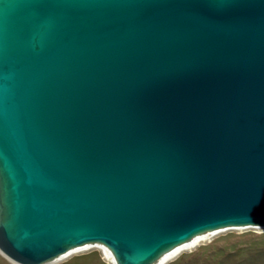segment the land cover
Returning a JSON list of instances; mask_svg holds the SVG:
<instances>
[{"label": "water", "instance_id": "95a60500", "mask_svg": "<svg viewBox=\"0 0 264 264\" xmlns=\"http://www.w3.org/2000/svg\"><path fill=\"white\" fill-rule=\"evenodd\" d=\"M264 229V0H0V254L157 264Z\"/></svg>", "mask_w": 264, "mask_h": 264}, {"label": "rangeland", "instance_id": "374dc122", "mask_svg": "<svg viewBox=\"0 0 264 264\" xmlns=\"http://www.w3.org/2000/svg\"><path fill=\"white\" fill-rule=\"evenodd\" d=\"M252 255H261L264 261V229H232L208 234L195 248L168 264H238ZM0 264L13 263L0 254ZM52 264H114V261L103 247L97 246L74 251Z\"/></svg>", "mask_w": 264, "mask_h": 264}, {"label": "bare ground", "instance_id": "6f19581e", "mask_svg": "<svg viewBox=\"0 0 264 264\" xmlns=\"http://www.w3.org/2000/svg\"><path fill=\"white\" fill-rule=\"evenodd\" d=\"M207 235L208 234H205V235L193 240L192 242L187 243V244L177 248L176 250L170 252L169 254L165 255L157 264H168V263H170L171 261H173L177 257H179L183 252L189 251V250L195 248L200 243V241ZM105 252L109 255L108 251L105 250Z\"/></svg>", "mask_w": 264, "mask_h": 264}, {"label": "trees", "instance_id": "16d2710c", "mask_svg": "<svg viewBox=\"0 0 264 264\" xmlns=\"http://www.w3.org/2000/svg\"><path fill=\"white\" fill-rule=\"evenodd\" d=\"M261 260V255H252L249 256V258L247 257L245 259L239 260L238 264H259L260 262H263L264 264V261Z\"/></svg>", "mask_w": 264, "mask_h": 264}]
</instances>
